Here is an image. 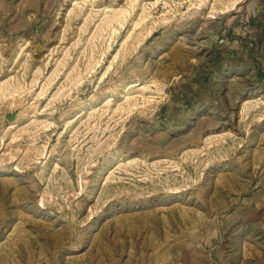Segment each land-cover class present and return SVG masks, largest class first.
<instances>
[{"label": "rangeland", "instance_id": "374dc122", "mask_svg": "<svg viewBox=\"0 0 264 264\" xmlns=\"http://www.w3.org/2000/svg\"><path fill=\"white\" fill-rule=\"evenodd\" d=\"M0 264H264V0H0Z\"/></svg>", "mask_w": 264, "mask_h": 264}, {"label": "bare ground", "instance_id": "6f19581e", "mask_svg": "<svg viewBox=\"0 0 264 264\" xmlns=\"http://www.w3.org/2000/svg\"><path fill=\"white\" fill-rule=\"evenodd\" d=\"M135 73V72H134ZM254 88H252V90H253Z\"/></svg>", "mask_w": 264, "mask_h": 264}]
</instances>
